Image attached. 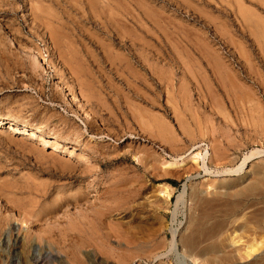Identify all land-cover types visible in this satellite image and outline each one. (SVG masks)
<instances>
[{
  "label": "rangeland",
  "instance_id": "rangeland-1",
  "mask_svg": "<svg viewBox=\"0 0 264 264\" xmlns=\"http://www.w3.org/2000/svg\"><path fill=\"white\" fill-rule=\"evenodd\" d=\"M0 264H264V0H0Z\"/></svg>",
  "mask_w": 264,
  "mask_h": 264
},
{
  "label": "bare ground",
  "instance_id": "bare-ground-1",
  "mask_svg": "<svg viewBox=\"0 0 264 264\" xmlns=\"http://www.w3.org/2000/svg\"><path fill=\"white\" fill-rule=\"evenodd\" d=\"M175 111V110H174ZM188 113V112H187ZM180 116V115H179ZM10 126V125H9ZM2 127V126H1ZM13 127H15V126H13ZM200 127V126H199ZM21 129V128H20ZM24 129V128H23ZM16 131V130H15ZM29 133V132H28ZM32 133V132H31ZM195 135V134H194ZM55 141V140H54ZM57 144V143H56ZM205 157V156H204ZM207 157V156H206ZM206 158H204V160H205ZM184 161V160H183ZM173 165V164H172ZM240 169V168H239ZM241 170V169H240ZM225 203V202H224ZM252 218V217H251ZM254 220V219H253ZM247 233V232H246ZM237 234V233H236ZM261 236V235H260ZM234 238V237H233ZM252 238V237H251ZM255 240V239H254ZM256 242V241H255ZM254 242V243H255ZM261 242V241H260ZM259 243V242H258ZM236 244V243H235ZM263 243H261L260 245L258 244L257 245V243L256 244H253V245H250L248 248H246L247 249V251H248V254L249 255H251V253H256L259 249H260V247H262L263 245H262ZM202 245H204V244H202ZM248 246V245H247ZM249 249V250H248ZM248 256V255H247Z\"/></svg>",
  "mask_w": 264,
  "mask_h": 264
}]
</instances>
